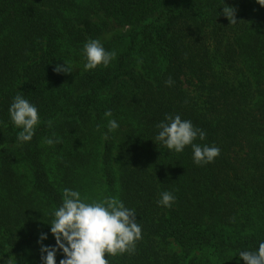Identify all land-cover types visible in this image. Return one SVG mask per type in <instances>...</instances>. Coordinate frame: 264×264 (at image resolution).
Returning a JSON list of instances; mask_svg holds the SVG:
<instances>
[{"label":"trees","instance_id":"16d2710c","mask_svg":"<svg viewBox=\"0 0 264 264\" xmlns=\"http://www.w3.org/2000/svg\"><path fill=\"white\" fill-rule=\"evenodd\" d=\"M225 3L237 24L220 15ZM90 39L116 53L108 67L84 70ZM64 61L71 74L54 71ZM17 94L38 109L30 142H18L10 117ZM166 115L190 120L206 133L194 143L220 155L198 166L191 146L159 148ZM65 188L135 210V252L106 255L109 264H244L239 252L264 242V7L0 0V264H42L38 240L56 245L48 223ZM163 192L175 197L170 208L158 204Z\"/></svg>","mask_w":264,"mask_h":264},{"label":"clouds","instance_id":"9594fccd","mask_svg":"<svg viewBox=\"0 0 264 264\" xmlns=\"http://www.w3.org/2000/svg\"><path fill=\"white\" fill-rule=\"evenodd\" d=\"M257 3L264 7V0H257ZM221 14L230 21V26L239 22L237 9L227 3L223 6ZM83 55L86 60L85 71L100 66L106 68L116 57V53L107 51L98 39H90L85 43ZM54 71L57 74L73 72L65 61L64 64H57ZM172 83L171 78L166 81L169 86ZM9 113L13 124L22 129L18 133V142H30L40 122L37 107L17 94L10 105ZM105 116L111 117V110L106 111ZM166 121L156 125L159 132L155 140L160 143H155L159 148L162 144L170 152L181 153L186 146H191L193 161L198 166L212 163L220 155V149L216 146H201L194 143L197 138L204 140L206 133L194 127L190 120H182L180 115L174 117L166 115ZM48 125L51 127L52 121H48ZM107 127L109 132H113L119 128V124L112 119L109 120ZM99 128L97 125V130ZM104 138H108L107 133L104 134ZM60 142L59 138L45 139L49 146ZM85 199L81 198L79 191L68 188L63 190V202L54 211V219L48 223L56 245L43 244L48 238L46 233H41L38 240L42 264H57V253L61 251L64 258L59 264H109L106 255L115 257L135 252L136 242L142 236V228L137 223L135 210L125 207L122 201L113 197L91 203H86ZM174 202L175 197L171 193L163 192L158 204L170 208ZM238 256L244 264H264V242L259 244L258 250H242ZM3 259L4 257L0 260ZM4 264H11V258L5 260Z\"/></svg>","mask_w":264,"mask_h":264},{"label":"rangeland","instance_id":"374dc122","mask_svg":"<svg viewBox=\"0 0 264 264\" xmlns=\"http://www.w3.org/2000/svg\"><path fill=\"white\" fill-rule=\"evenodd\" d=\"M100 190H101V188H99L98 186L95 188V186H94V188L90 189V192L88 190L89 197L90 198L96 197L97 194L100 192Z\"/></svg>","mask_w":264,"mask_h":264}]
</instances>
